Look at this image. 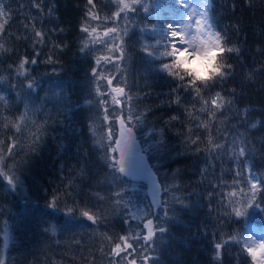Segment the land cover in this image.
<instances>
[{"label":"snow or ice","instance_id":"snow-or-ice-1","mask_svg":"<svg viewBox=\"0 0 264 264\" xmlns=\"http://www.w3.org/2000/svg\"><path fill=\"white\" fill-rule=\"evenodd\" d=\"M210 4L211 0H108L106 4L86 0L78 52L88 65L84 78V104L91 113L88 132L107 172V190L94 192L89 188L85 192L75 178L61 181L50 195L48 189H43L46 207L51 210L46 215L62 213L60 218L52 216L56 222L45 228V233L55 236L58 230L85 227L82 221L93 228L97 244L89 246L72 239V247L86 264H96L97 260L101 264H156L155 253L170 226L179 223L180 213L192 211L189 202L195 188L186 191L189 186L179 182L178 169L170 178H161L159 169L149 161L182 156L200 158L199 184L207 183L204 198L210 213L217 212L216 230L211 233L213 261H222L228 246L235 245L247 264H264V229L248 223L243 231H223L240 220L264 213V177L256 175L249 163L257 151L250 129L264 127V122L249 123V109L235 107L236 89L227 94L223 91L224 83L235 72L229 56H239L240 48L231 44L227 30L218 28ZM28 6L27 15L25 6H19L23 31L14 35L8 31L14 19L12 9L0 0V56L13 52L6 41H30L31 48V55L25 52L8 64L7 76L0 74V184L13 193L23 190L22 177L33 173L44 160L49 121L53 119L51 115L40 119L42 109L34 105L39 99L34 66L61 64L59 53L68 47L53 38L64 29L47 28L39 18L52 17L54 5L45 8V0H28ZM231 27L240 30L238 25ZM133 39L135 44L131 43ZM45 49L47 54L41 60ZM134 51L142 54L148 75L169 85L167 100L160 107L174 108L176 114L162 118L159 126L149 119L152 109L139 110L141 95L147 97L149 93H134L139 85L129 83L128 61ZM195 61L203 66V74L192 67ZM255 72H264V64ZM218 86L221 91H216ZM12 90H17L19 102ZM75 92L71 85L61 86L65 107L71 104ZM20 103L24 104L22 111ZM173 128L177 129L174 135L183 152L171 143L169 133ZM260 143L264 148V141ZM57 150L58 155L67 151L62 142ZM225 164L233 175L231 182L224 178ZM218 168L220 175L216 174ZM82 175L83 168L77 173L81 179ZM138 181L149 185L151 200L146 205L139 196ZM32 187L37 194L42 190L35 181ZM214 199L217 209L212 208ZM111 215L119 217L125 226L122 233L107 230ZM3 223L0 264H7L12 237L8 221ZM102 226L106 229L103 232L99 231Z\"/></svg>","mask_w":264,"mask_h":264},{"label":"trees","instance_id":"trees-1","mask_svg":"<svg viewBox=\"0 0 264 264\" xmlns=\"http://www.w3.org/2000/svg\"><path fill=\"white\" fill-rule=\"evenodd\" d=\"M2 2L12 9L11 14L14 17L8 31L20 35L23 31L21 26L23 15L18 14L19 6L23 4L26 9L24 14H29L28 0H2ZM107 2L108 0H102V3ZM85 3L86 0H45V8L54 5L55 12L50 18L39 17L44 20L47 28L59 26L64 29L62 33L53 34V38L67 44L68 47L59 53L61 64L34 66L36 70L33 75L39 81L37 88L39 99L34 100V105L42 109L38 114L40 119L48 115L53 118L49 121L51 127L45 158L33 173L22 177L25 180L23 190L13 193L5 190L0 184V208L3 209V215H0V229H3V222L7 220L12 237L7 250V264H50L53 260L57 264H86V261L80 260L77 250L72 247L73 237L89 246L98 243L94 239V230L87 226V221L81 222L85 227L76 225L66 228L63 232L58 230L55 236L51 232L44 231L50 224L56 222L52 216L60 218L62 213L54 212L52 216L46 215L51 210L46 207V193L43 189H48L47 194L50 195L52 190L61 185V181L67 182L75 178L76 183L81 185L85 192L89 188L94 192L107 190L105 188L108 180L107 172L103 168L98 151L93 147L88 132L91 113L84 104V97L87 94L84 78L88 65L81 58L78 48L79 25ZM233 4H235L234 9ZM210 7L213 8L212 14L218 28L227 30L231 44L240 48L239 56L236 53L229 56L228 62L233 64L235 72L233 77L224 83L223 91L227 94L231 89H236L235 107L240 110L249 109V123L264 122V72H255L264 64V0H211ZM32 14H35L34 10ZM232 25H238L239 32L235 31ZM131 43L135 44V39ZM29 44L30 41L23 40L6 41V46L12 48L13 52L10 55L0 56V61H3L0 63V74L7 76L8 64L17 61L20 55L25 52L31 55ZM46 54L47 49L40 59L43 60ZM53 68L56 69L55 73L52 71ZM145 68L142 54L132 52L128 61L129 83L135 82L139 85L138 88L133 89L134 93H140L141 90L149 93L147 97L141 95L139 110L152 109L149 119L157 122L159 126L162 118L166 119L176 112L174 108L160 107L167 100L169 85L166 81L148 75ZM250 73L252 76L248 78ZM66 85L76 89L75 94L71 95V104L67 107L61 95V86ZM216 91H221V88L218 86ZM12 93L17 96L19 102L17 90H12ZM23 108L24 104L20 103L19 110L22 111ZM232 123L235 124L236 121ZM176 130L173 128L169 133L170 140L179 151L183 152V146L174 135ZM239 131L244 132V128H240ZM249 134L257 149L249 163L253 165L256 175L264 177V148L260 143L264 141V127L250 129ZM61 142L67 151L58 155L57 145ZM199 159L197 156L191 158L182 156L177 160L152 158L149 161L154 169H159L161 178L165 176L170 178L171 173L178 169L179 182L189 186L186 191L192 192L195 188V194L189 202L192 211L180 213L179 223L170 226V232L164 236L155 253L156 264H247L246 258L235 245L228 246L222 261L212 259L211 233L216 230L217 212L210 213L208 201L204 198L205 189L208 188L207 183L199 184L198 170L201 166L197 163ZM81 168H83L82 179L77 176ZM228 168V164L223 165L224 178L231 182L233 175ZM220 172L221 169L218 168L216 174L220 175ZM34 181L42 189L38 194L32 187ZM146 185L144 181L136 182L139 196L145 205L151 200L150 193L147 195ZM212 208H218L215 199ZM248 223L264 229V213H256L254 216L240 220L223 231L231 232L232 228L243 231ZM108 224L107 230L111 233H122L125 229L120 218L115 215L110 216ZM105 230L103 226L99 229L101 232ZM73 255L77 257L75 260ZM96 264H101V261L97 260Z\"/></svg>","mask_w":264,"mask_h":264},{"label":"rangeland","instance_id":"rangeland-1","mask_svg":"<svg viewBox=\"0 0 264 264\" xmlns=\"http://www.w3.org/2000/svg\"><path fill=\"white\" fill-rule=\"evenodd\" d=\"M192 67H193V68H196L197 71H199L201 74H203V71H204L203 66L200 65L198 61L193 62ZM144 184H147L146 186H147V195H148V194L150 193V192H149V185H148V183H147L146 181H144ZM253 227H254V226H253ZM254 228H256V227H254ZM256 229L259 230V229H261V228L258 227V228H256Z\"/></svg>","mask_w":264,"mask_h":264}]
</instances>
